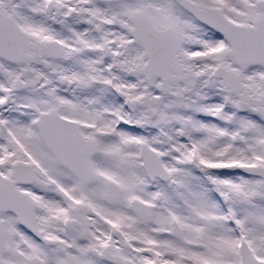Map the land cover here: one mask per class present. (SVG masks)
Wrapping results in <instances>:
<instances>
[{"label": "snow or ice", "instance_id": "1", "mask_svg": "<svg viewBox=\"0 0 264 264\" xmlns=\"http://www.w3.org/2000/svg\"><path fill=\"white\" fill-rule=\"evenodd\" d=\"M0 264H264V0H0Z\"/></svg>", "mask_w": 264, "mask_h": 264}]
</instances>
